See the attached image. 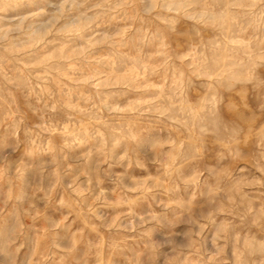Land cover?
<instances>
[{"label":"clouds","instance_id":"clouds-1","mask_svg":"<svg viewBox=\"0 0 264 264\" xmlns=\"http://www.w3.org/2000/svg\"><path fill=\"white\" fill-rule=\"evenodd\" d=\"M0 264H264V0H0Z\"/></svg>","mask_w":264,"mask_h":264}]
</instances>
